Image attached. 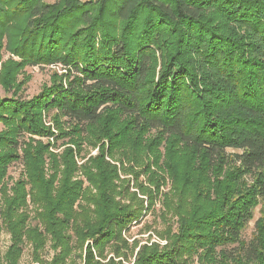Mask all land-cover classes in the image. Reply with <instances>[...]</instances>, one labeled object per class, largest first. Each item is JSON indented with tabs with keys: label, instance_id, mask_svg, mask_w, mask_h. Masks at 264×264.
Listing matches in <instances>:
<instances>
[{
	"label": "trees",
	"instance_id": "1",
	"mask_svg": "<svg viewBox=\"0 0 264 264\" xmlns=\"http://www.w3.org/2000/svg\"><path fill=\"white\" fill-rule=\"evenodd\" d=\"M51 64L21 96L24 68ZM0 87V264L23 235L43 243L26 194L62 253L34 264H65L73 238L84 264H124L92 247L126 258L123 232L156 203L166 242L132 264H264V0H0Z\"/></svg>",
	"mask_w": 264,
	"mask_h": 264
},
{
	"label": "rangeland",
	"instance_id": "2",
	"mask_svg": "<svg viewBox=\"0 0 264 264\" xmlns=\"http://www.w3.org/2000/svg\"><path fill=\"white\" fill-rule=\"evenodd\" d=\"M52 1V0H47ZM9 56V53L3 52V58H6ZM62 66L60 64H51L44 67L39 66H26L23 70V73L19 75V78H22L23 74H29L30 79L23 87V90L21 91V96L24 98H30L34 94L40 91L41 87L50 82V74L52 71H56L58 73L63 72L64 70L61 69ZM4 95H10V93H5L4 90L0 87V96ZM44 122L46 125H49L50 127H54L49 117H44ZM1 127V125H0ZM63 140L66 139H59L57 141V144H60ZM50 141H53V137L50 138ZM62 147L58 149H52L55 152L60 151ZM97 148H92L89 151L88 155H94L97 153ZM88 149V148H85ZM83 161V160H82ZM82 161H78V163H81ZM23 165L21 162H14L11 165H9L7 170V175L5 180L8 183V189L11 188L12 184L21 176V173L23 172ZM127 178H130V185L132 186L133 180L130 175H126ZM121 177H124V175L121 174ZM167 186L165 189H167ZM8 194H11V191L8 190ZM1 197V196H0ZM25 206L26 208L20 209V211L24 210L27 213V220H26V226H38V230L42 231L43 236V243L39 245L36 241V238L33 236L26 237L23 235L22 242L19 244L20 247V254L18 257L19 264H34L36 261H41V263L44 262H50L53 258L55 260H59V257L62 255L61 253V247L59 241L52 237L50 234H46L43 226L38 223V221L35 219V206L30 201V196L26 194L25 198ZM4 204L2 197L0 198V211L4 210ZM159 203H156L153 210H150L146 212L142 218L138 222H133L130 224L126 231L123 232V236L126 239L127 247L124 245H121L118 247V252L124 253V258L121 256H116V254L112 251V248L110 246L105 247L101 252L102 255L100 256V253H98V250H95V248L92 247V255L94 260H99L101 262H104L108 260L109 258H112L115 261H122L124 264H132L135 254L142 244H151L152 242H158L161 245L164 244L166 241L164 239H160L156 235V230H160L163 228V223L160 219L159 215ZM260 206L258 205L254 209V216L253 219L248 223L247 227L242 231V238L245 240H248L251 238L252 233L254 231V221L259 216L260 212ZM2 217V216H1ZM0 217V224L1 222ZM137 242V245L133 247L134 242ZM88 241L84 242L83 245H79L77 240H74V238L71 241V249L67 253V255L64 257V263L65 264H84L85 258H86V246ZM12 244V238L10 232L3 226H0V257L2 258L4 253L9 249V246ZM192 264H196L192 263Z\"/></svg>",
	"mask_w": 264,
	"mask_h": 264
}]
</instances>
